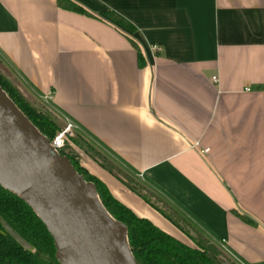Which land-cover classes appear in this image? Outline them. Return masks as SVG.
<instances>
[{"label":"crops","instance_id":"1","mask_svg":"<svg viewBox=\"0 0 264 264\" xmlns=\"http://www.w3.org/2000/svg\"><path fill=\"white\" fill-rule=\"evenodd\" d=\"M69 1L84 13L0 0L1 63L230 259L264 264V0ZM88 170L191 244L108 170Z\"/></svg>","mask_w":264,"mask_h":264},{"label":"trees","instance_id":"2","mask_svg":"<svg viewBox=\"0 0 264 264\" xmlns=\"http://www.w3.org/2000/svg\"><path fill=\"white\" fill-rule=\"evenodd\" d=\"M59 3L67 10L84 13L72 1L59 0ZM111 16L123 22L117 15ZM5 70L0 61V87L40 133L52 141L63 129L58 115L36 104L37 99L24 97L13 81L15 79L12 80L9 71ZM74 141L78 143L77 140ZM59 154L68 158L85 182H92L96 186V200L107 216L124 224L127 231L126 244L135 264H237L217 244H213L204 234L194 229L155 193L148 192L146 186L134 183L133 180L128 182L119 178V169L105 158L104 161L95 157L93 159L168 218L187 235L191 244L179 241L148 219L135 215L122 202L116 200L107 185L95 175L78 167L75 157L66 152V145L60 149ZM58 251L55 238L45 220L29 203H25L18 193L0 182V264H63L58 259Z\"/></svg>","mask_w":264,"mask_h":264},{"label":"water","instance_id":"3","mask_svg":"<svg viewBox=\"0 0 264 264\" xmlns=\"http://www.w3.org/2000/svg\"><path fill=\"white\" fill-rule=\"evenodd\" d=\"M0 160L9 173L0 175V182L45 220L60 262L135 264L126 228L104 212L96 200V186L85 182L66 156L52 150L1 87Z\"/></svg>","mask_w":264,"mask_h":264},{"label":"rangeland","instance_id":"4","mask_svg":"<svg viewBox=\"0 0 264 264\" xmlns=\"http://www.w3.org/2000/svg\"><path fill=\"white\" fill-rule=\"evenodd\" d=\"M3 65V64H2ZM6 68L7 67L4 65ZM10 73V72H9ZM13 77H11L12 79ZM13 80V79H12ZM15 85H17V88L19 89V92L24 95L27 99L33 98L32 95L28 94L26 90H23L20 88V84L13 80ZM38 105H41L44 109L47 108V106L40 100H36ZM46 107V108H45ZM48 109V108H47ZM46 109V110H47ZM49 110V109H48ZM59 120L61 121L62 128L66 127V122L59 117ZM75 140L78 141L76 143ZM66 152L75 157V161L77 162L78 167L82 168L83 170L87 171V173H91L90 170H88V166L91 163L98 164L93 158L95 157L98 160H102L105 158L108 162L114 164L119 169V178H121L123 181L131 182L130 180H133L134 183H140L136 178L131 176L125 169H123L120 165H117L112 158L106 154L105 152L101 151L97 146H95L89 139H86L81 134L77 132V130H73L72 134L68 136V140L66 141ZM70 162V161H69ZM92 174V173H91ZM141 184V183H140ZM136 186V184H133ZM148 192H151L150 190ZM158 197V196H157Z\"/></svg>","mask_w":264,"mask_h":264},{"label":"built area","instance_id":"5","mask_svg":"<svg viewBox=\"0 0 264 264\" xmlns=\"http://www.w3.org/2000/svg\"><path fill=\"white\" fill-rule=\"evenodd\" d=\"M214 80L216 81L217 78L214 77ZM52 97L51 95H46L44 96L43 100L45 102H48ZM66 127H64L61 131H59L56 135V137L52 140L49 141L47 138V141L49 142L50 147L55 153H59L60 149L64 148L66 145V141L68 140V136L72 134V131L75 129H78V126L75 124L71 123L70 121L66 120ZM201 152L208 153V149H204Z\"/></svg>","mask_w":264,"mask_h":264},{"label":"bare ground","instance_id":"6","mask_svg":"<svg viewBox=\"0 0 264 264\" xmlns=\"http://www.w3.org/2000/svg\"><path fill=\"white\" fill-rule=\"evenodd\" d=\"M0 175H4L5 177H9V173H7V170H6L4 164L2 163L1 160H0Z\"/></svg>","mask_w":264,"mask_h":264}]
</instances>
